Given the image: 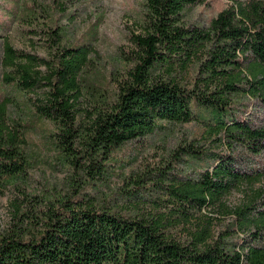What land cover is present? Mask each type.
Wrapping results in <instances>:
<instances>
[{
    "label": "trees",
    "instance_id": "obj_1",
    "mask_svg": "<svg viewBox=\"0 0 264 264\" xmlns=\"http://www.w3.org/2000/svg\"><path fill=\"white\" fill-rule=\"evenodd\" d=\"M207 1L143 0L141 32L129 38L134 65L110 99L91 79L89 45L63 44L58 26L45 28L42 54L36 43L26 50L3 37V83L34 96L32 115L52 122L55 148L77 176L102 175L115 148L162 122L198 117L210 141L176 146L174 159L194 165L192 176L170 180L167 162L132 179L126 196L94 203L78 185L40 197V214L24 211L0 233V264H264V125L233 104L252 98L264 108V0H228L207 27L185 24L184 11ZM1 5L4 31L15 16L38 15L23 1ZM191 70L189 85L176 80ZM19 108L0 97V184L27 168ZM144 189L161 196H136ZM233 193L241 196L234 205Z\"/></svg>",
    "mask_w": 264,
    "mask_h": 264
},
{
    "label": "rangeland",
    "instance_id": "obj_2",
    "mask_svg": "<svg viewBox=\"0 0 264 264\" xmlns=\"http://www.w3.org/2000/svg\"><path fill=\"white\" fill-rule=\"evenodd\" d=\"M0 1L4 4L1 5L4 9L8 3L10 8L15 9L16 2L23 1L24 4H28L27 7H33L38 14L32 22L27 21L25 15L23 16L25 18L15 16L5 31L0 29V97L5 95L10 104H17L20 107L17 112L24 111L21 116L29 126L25 135L27 162L25 173L0 184V233H6L15 217L24 211L29 216L40 214L35 207L41 200L40 197L70 194L78 185L86 186L84 196H89L92 202L98 203L105 196H126V189L130 187L132 179L147 178L151 173L162 170L167 162L169 172L167 177L170 180L177 179L179 175H194L195 166L174 159L173 154L179 143L195 140L206 144L210 141L198 117L185 123L162 122V128L156 130L154 134L121 144L112 151L106 171L88 181L87 174L81 171L77 176L58 154L52 135L55 130L52 122L32 115L28 98L33 99L34 96L21 92L15 83L4 84L2 81L5 70L1 64L4 36L16 48L34 50L31 46L32 43H36L35 51L42 54L45 49L43 44L48 37L45 28L58 26L63 44L89 45L93 58L91 79L100 86L105 97L110 99L117 90V80H122L134 65L133 56L136 48L129 38L131 34L141 32L143 0ZM227 1L208 0L205 4L187 8L183 16L185 24L207 27L209 20L227 4ZM3 15L0 8V19ZM30 30H36L37 33L32 34ZM193 74V70L185 72L178 75L176 80L189 85ZM89 103L82 97V106ZM233 104L236 105L239 115L264 125V108L255 99L243 98L235 100ZM201 165L204 167L206 164ZM148 181L146 180V183ZM157 195L144 189L136 196ZM240 197V194L233 193L229 196L228 202L234 205ZM111 202L117 205V208H125L129 204L124 202L125 205H122L123 202L116 199H111ZM146 204V207H149L150 204L148 202ZM218 228V222H215V231ZM181 232L182 230L178 231L177 235L180 236Z\"/></svg>",
    "mask_w": 264,
    "mask_h": 264
}]
</instances>
